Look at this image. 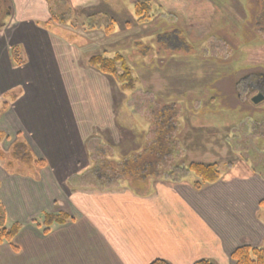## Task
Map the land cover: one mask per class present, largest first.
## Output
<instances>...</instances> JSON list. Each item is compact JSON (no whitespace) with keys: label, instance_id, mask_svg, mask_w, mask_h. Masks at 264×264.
<instances>
[{"label":"crops","instance_id":"obj_1","mask_svg":"<svg viewBox=\"0 0 264 264\" xmlns=\"http://www.w3.org/2000/svg\"><path fill=\"white\" fill-rule=\"evenodd\" d=\"M49 1L11 0L10 22L0 35V98L15 95L0 115L2 147L8 151L22 138L46 162L18 168L0 162L7 225H23L12 243L0 245V264H150L159 258L234 264L236 248L264 247V176L249 164L236 163L200 190L192 180L174 182L160 173L150 194L128 185L98 189L74 182L90 173L98 153L107 152L100 131L118 136L117 126L124 127L119 113L128 102L120 106L114 79L84 58L91 36L50 21ZM206 3L209 9L212 2ZM60 211L74 219L50 233L34 222Z\"/></svg>","mask_w":264,"mask_h":264},{"label":"rangeland","instance_id":"obj_2","mask_svg":"<svg viewBox=\"0 0 264 264\" xmlns=\"http://www.w3.org/2000/svg\"><path fill=\"white\" fill-rule=\"evenodd\" d=\"M30 1L40 3V0H22L24 4H30ZM103 1L91 0L85 5L78 4V0L49 1L53 18L50 21L91 36V41L83 48L84 58L102 53L114 56L120 51L127 56L128 64L137 78L136 89L132 91H123L116 83L120 106L122 101L128 102L127 108L121 107L119 113V122L124 127L118 125L117 130L114 129L118 136H108V130L100 131L102 136L98 138L102 137L107 142V152L102 150L90 173L74 178V182L82 185L95 183L104 187L120 183L143 191L148 176L165 169L157 167L160 163L154 168L144 161L152 162L159 158L164 160V166L166 161L167 164L174 162L176 165L185 161L215 162L222 175L231 173L236 163L247 162L256 173L264 176V104L257 107L241 105L232 88H229L232 85L229 81L234 77H226L234 72L238 78L244 75L243 70L251 67H255L258 73H264V7L261 8L264 0H210L212 6L209 9L202 6L207 4L206 0H156L153 17L146 24L138 23L134 0H109V3L105 0L106 4ZM126 6L129 12L124 9ZM93 15L98 17L91 21L90 16ZM108 15L116 23L113 34L108 35L104 26L89 28L98 22L108 23ZM7 22H10L9 16ZM37 23L40 27L46 26L41 18ZM167 34L173 37V42L165 38L164 41L170 42L171 47L180 52L158 55L157 38L162 35L163 39ZM213 35L230 40L228 48L232 55L229 58L233 62L232 67L220 68L213 60L205 61L201 52L191 51L198 44L200 48H205L208 37ZM248 35L250 39L245 38ZM177 36L181 38L179 42ZM209 56L213 58L212 54ZM230 61L225 62L226 66ZM224 70L226 76L223 78ZM215 80H225L224 87L221 82L218 86L212 83ZM207 84L220 88L218 91L223 95L210 87V94L205 100L202 89ZM216 96L219 100L215 99ZM158 101L164 108L167 107L161 111L164 122L160 127L163 132L159 134L155 129L158 128L157 121L161 120L153 112L156 107L159 110ZM175 102L177 105H173ZM169 111H173L175 117L168 118ZM168 141H172V144ZM6 145L10 146V143ZM159 149L162 152L170 151L162 156L164 158H158ZM124 160L130 162L129 174L118 181L116 177L121 174L115 173L124 166ZM14 164L16 168L20 165ZM142 165L145 166L141 168ZM131 168L136 169L135 174ZM186 179L197 181L198 177L190 172ZM152 181L150 178L149 182ZM150 186L153 188V184Z\"/></svg>","mask_w":264,"mask_h":264},{"label":"trees","instance_id":"obj_3","mask_svg":"<svg viewBox=\"0 0 264 264\" xmlns=\"http://www.w3.org/2000/svg\"><path fill=\"white\" fill-rule=\"evenodd\" d=\"M133 4H134L133 6L134 12H135V15L137 16L138 23L146 24L150 22L154 14V8L157 4L156 1L155 0H134ZM90 17H91L90 20L92 21V20H95V17H98V16L93 15ZM107 22L108 23H102V24H99L98 22V24L90 25L89 28H94L96 26L98 27L104 26L105 32L108 35L113 34L116 29L115 28L116 23L114 22L112 17L109 15H108ZM13 53L17 56L18 61L22 62V59L20 58V54H19L20 53L19 47L17 46L14 47ZM127 59L128 58L127 56H125L124 53L117 51V53L114 56H106V54L104 53L91 55L87 58V63L91 67L99 70L100 72L111 76L123 91H132L136 89L137 78L133 75V70L128 64ZM7 96H9L8 99H7ZM14 98H15V95H13V93L7 94L3 96L2 98H0V115L8 111V109L10 108L11 102L13 101L9 99H14ZM156 132L158 134L160 133L158 131ZM4 137H5L4 134L0 132V162L1 163L5 164L7 167L14 166L15 165L14 163H19V164L26 165V166L27 165L28 166L35 165L39 167L46 166V162L44 160L37 159L33 155L28 144L22 138H18L11 145L8 152H6L2 147ZM168 142L170 143V141ZM171 144H172V141H171ZM169 151L170 150L166 152H162V150L159 149L158 158L159 157L164 158L162 156H165L166 153ZM96 160L98 159L96 158ZM163 161L164 160H160L159 158L158 160H153L152 162L148 160H145L144 162H146L147 165L149 164L153 165L154 168L155 166H157V164L160 163L157 167L158 168L165 167V169L162 172L158 171V173L163 174L164 176H167V178H169L170 180L174 182L181 181L185 179L188 176V174H190V172H194L196 176L198 177V179L197 181H193L194 182L193 186L194 188L198 190L202 189L204 186L208 184H213L219 181L222 177V173L219 168V165L218 163H215V162L206 163V162H201V161H190V162L185 161L179 165H176V163L167 164V161H166L164 162L166 163L164 166ZM123 163H124V166L123 165L121 166L122 167L121 170L118 169V173H115V174H121L119 177H116L118 181L119 179L123 177H127L126 174H129L127 173V170L129 169L128 165H130V162L129 161L126 162L124 160ZM166 165H169V166H166ZM144 166L145 165H142L141 168H143ZM122 170H124V172H122ZM131 171L134 174L136 173L135 168H131ZM122 175H125V176L122 177ZM154 175L157 176V173L149 175L148 176L149 179L150 178L154 179L156 177V176L153 177ZM131 179L133 178L130 175V180ZM149 179L145 180L146 182H144L145 183L144 185L146 187L145 190L138 191V192L143 193V194H150L153 191V188H151L150 186L151 183L149 182ZM117 185H120V183ZM114 186L115 185L112 184V187ZM108 187H104L103 185V186H98V189H103V188H108ZM73 219H74L73 216L69 214L68 212H64V211L45 212L42 214L40 218L35 219L34 222L38 224V226L43 227V232L47 234V233H50L55 226L66 224L69 221H72ZM22 227L23 225L18 222L13 223L11 226L7 225V212H6L3 202L0 200V245H3L5 243H12L14 241V238L18 235V233L22 229ZM232 259L234 261V264H264V247L250 246V245L240 246L233 251ZM150 264H171V263L168 262L167 260L159 258V259L154 260ZM194 264H216V263L211 259L202 258L194 262Z\"/></svg>","mask_w":264,"mask_h":264},{"label":"flooded vegetation","instance_id":"obj_4","mask_svg":"<svg viewBox=\"0 0 264 264\" xmlns=\"http://www.w3.org/2000/svg\"><path fill=\"white\" fill-rule=\"evenodd\" d=\"M263 5L261 6V8L264 7ZM11 13H12V6L10 4V0H0V35H2L3 30L7 28V24H8L7 17L10 16ZM177 24H180V23H177ZM176 27L177 26L172 27V31ZM164 38L165 40L170 41L171 43L173 42V37H171L170 35L168 34L165 35L163 39H162V35H159V37L157 38V43L159 44L160 47L158 46L156 54L162 55V54L169 53V52L170 53H173L176 51L180 52V50H178L177 48L171 47L170 42L164 41ZM208 38L209 39L207 42V46L205 48L203 49L200 48L199 47L200 44H198L196 45V49L192 48L191 51L194 50L195 53L201 52L204 55L203 57L205 61L208 62L209 60H213L214 62L218 64L220 68L222 67L224 69L225 67H232L233 62H231L229 59L232 57V55H231L230 49L228 48V46H230V43H229L230 40L228 39L226 40L224 37L217 38L215 35H213L211 38L210 37ZM245 38L250 39V35L246 36ZM180 39H181L180 37L178 36L176 37V40H178V42L180 41ZM191 47L193 46L191 45ZM198 47L199 49H197ZM210 54H212V57H213L212 59H211V56H209ZM219 60H221L222 62H220ZM228 61H230L228 64L229 66H226L225 62H228ZM243 71H244V75L238 78H237L236 73L234 72L226 76L225 75L226 73H224L225 70L222 71V75H223V78H224V75L226 77H234L232 78V80L229 81V84L232 82V85H229L230 86L229 88H232V93L235 94L236 99L238 100V102H240L241 105H245V106L250 105L252 107H257V105L259 106L261 104H264V73H258L257 71H255V67L247 68ZM220 82L221 81L215 80V82H212V83L218 86ZM224 82L225 80L221 82V85L223 87H224ZM217 86L212 87L211 84L205 85V88L202 89L205 95V100L208 99V95L210 94L209 93L210 87H211V90H217V92L220 95H223V93H220L218 91V89L220 88H218ZM200 99L202 100V95ZM215 99H218L217 96L215 97ZM254 99H259L260 100L259 103H255L253 101ZM182 101L184 102L185 100H182ZM156 103L159 106V114H157V119L161 120V121H157L158 130L156 129V131L162 133L163 130L160 127L163 126L161 122L162 121L164 122L163 120L164 117L162 116L163 113L161 111L162 109H166L167 107L164 108L163 104H161V102L159 101ZM173 105H177V102L173 103ZM171 108L172 107H169V109ZM174 109H177V108H174ZM251 111H253V109ZM168 115H169L168 118L175 117L173 111L172 112L169 111ZM169 127L171 128L170 124H169ZM246 160L249 161L250 159H246ZM246 164L248 163L246 162Z\"/></svg>","mask_w":264,"mask_h":264},{"label":"water","instance_id":"obj_5","mask_svg":"<svg viewBox=\"0 0 264 264\" xmlns=\"http://www.w3.org/2000/svg\"><path fill=\"white\" fill-rule=\"evenodd\" d=\"M253 101H254L255 103H259L260 100H259V99H254Z\"/></svg>","mask_w":264,"mask_h":264},{"label":"bare ground","instance_id":"obj_6","mask_svg":"<svg viewBox=\"0 0 264 264\" xmlns=\"http://www.w3.org/2000/svg\"><path fill=\"white\" fill-rule=\"evenodd\" d=\"M104 13V12H103Z\"/></svg>","mask_w":264,"mask_h":264}]
</instances>
